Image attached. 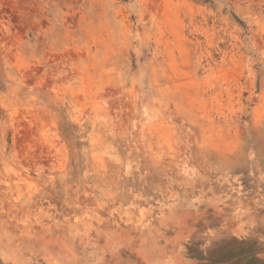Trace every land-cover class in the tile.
I'll return each instance as SVG.
<instances>
[{
    "label": "rangeland",
    "instance_id": "374dc122",
    "mask_svg": "<svg viewBox=\"0 0 264 264\" xmlns=\"http://www.w3.org/2000/svg\"><path fill=\"white\" fill-rule=\"evenodd\" d=\"M0 264H264V0H0Z\"/></svg>",
    "mask_w": 264,
    "mask_h": 264
},
{
    "label": "bare ground",
    "instance_id": "6f19581e",
    "mask_svg": "<svg viewBox=\"0 0 264 264\" xmlns=\"http://www.w3.org/2000/svg\"><path fill=\"white\" fill-rule=\"evenodd\" d=\"M30 140V139H29ZM24 142H26V141H24ZM29 142V141H28ZM25 144V143H24ZM28 144V143H27ZM28 145H30V143L28 144Z\"/></svg>",
    "mask_w": 264,
    "mask_h": 264
}]
</instances>
